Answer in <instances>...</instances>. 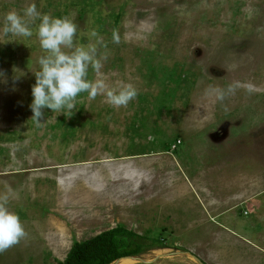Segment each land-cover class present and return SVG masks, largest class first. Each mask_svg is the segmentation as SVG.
<instances>
[{"label": "rangeland", "instance_id": "obj_1", "mask_svg": "<svg viewBox=\"0 0 264 264\" xmlns=\"http://www.w3.org/2000/svg\"><path fill=\"white\" fill-rule=\"evenodd\" d=\"M32 3L42 15L74 17L77 44L94 42L95 29L109 58L88 79L130 83L136 99L116 109L105 96L81 93L71 116L45 108L37 126L30 104L45 54L40 21L30 38L2 33L5 14L23 15ZM0 71V194L11 189L9 210L28 234L0 253V264H57L73 242L120 224L167 246L134 264H198L190 256L225 264L222 248L211 246L209 206H222L241 183L245 200L233 196L253 212L242 235L252 240L250 228L259 229L253 243L264 247V228L251 220L259 208L264 223V0H0ZM236 81L255 90L240 88L223 102L206 94ZM177 82L173 103L163 101ZM175 136L181 144L166 153ZM245 255H230V264H264Z\"/></svg>", "mask_w": 264, "mask_h": 264}, {"label": "clouds", "instance_id": "obj_2", "mask_svg": "<svg viewBox=\"0 0 264 264\" xmlns=\"http://www.w3.org/2000/svg\"><path fill=\"white\" fill-rule=\"evenodd\" d=\"M37 20L40 23L36 36L40 48L45 53L38 59L40 67L34 73L35 84L31 88L33 97L30 104L33 114L31 119L37 126L42 124L45 108L52 110L56 115L71 116L76 109L77 97L81 93H87L89 101L95 100L97 96H105L106 102L116 109L126 108L136 99L138 91L130 83L121 82L116 87L109 88L104 79L98 78L94 81L88 79L90 67L99 73L103 63L108 60V53L100 51L101 48H107V43L95 29H92L88 36L89 40L94 42L87 45L77 44L75 37L78 25L74 22V17L70 19L67 16L55 18L51 14L42 15L36 4L32 3L25 7L23 15L15 9L8 11L5 14L2 33L6 36L30 38L34 34L31 25ZM112 42L114 44L121 42L117 29L112 30ZM3 76L4 73L0 71V77ZM255 87L252 83L236 81L227 88L211 87L206 94L223 102L240 88L251 94ZM10 193L11 189L0 194V253L16 246L28 235L19 216L9 210ZM243 215L246 216L247 212Z\"/></svg>", "mask_w": 264, "mask_h": 264}, {"label": "trees", "instance_id": "obj_3", "mask_svg": "<svg viewBox=\"0 0 264 264\" xmlns=\"http://www.w3.org/2000/svg\"><path fill=\"white\" fill-rule=\"evenodd\" d=\"M147 58L149 60L146 62H149L151 56H147ZM163 73L164 79L171 81V73L168 71ZM176 85L177 89L164 92L163 101L173 103L177 91L179 92L178 89L182 86L179 82ZM180 144L179 137L175 136L174 142L168 145L165 152L169 153L172 146L178 147ZM150 237V235L148 238L139 237L120 224L89 240L73 242L65 259L62 262H57V264H112L122 258L141 256L149 250L167 249L163 239Z\"/></svg>", "mask_w": 264, "mask_h": 264}, {"label": "crops", "instance_id": "obj_4", "mask_svg": "<svg viewBox=\"0 0 264 264\" xmlns=\"http://www.w3.org/2000/svg\"><path fill=\"white\" fill-rule=\"evenodd\" d=\"M240 185L241 186H240V189H238L239 190L238 193H241L244 197L246 195L247 187L245 183H241ZM232 186L231 187L228 186V188H233ZM238 193H235L234 191H231V192L229 191L228 194H226L221 199L222 201L224 200L222 206L217 207L216 203L215 205L211 204L212 206H209L211 210L210 212L212 214V216L210 217L211 227L210 226L209 227L210 228L214 227V232H213L214 240L211 246L213 249H217V252H219V250L222 248L221 253H225L226 255L225 264L231 263L230 255H237L238 257H242L243 255L246 254L245 256H249L252 259L254 258V255L255 256L257 255L258 257L260 256L259 259L264 261V251H263L264 247H261V245H258V242L256 245L253 243L255 238L260 235V230L256 228L255 229L250 228V231H257V236H251L252 240H249L242 235L244 233L246 234L247 229L249 227L248 225L249 221L244 220L243 217H252L250 213H253V212H249V216L243 215L244 212H248L250 210L244 207V206H247L248 202H245V201L243 202V200L241 199L242 195H238V197L233 196ZM229 197L231 198L233 202L230 205H226V203L227 204L229 203L225 201V199H229ZM219 199H220V196H219ZM244 200H245V197H244ZM238 206L240 207V211H241V212H238L240 216L235 214L233 211L235 208H238ZM260 209H262L261 204H260ZM259 211H260L259 208H254V212H255L254 214L256 215L251 220L254 221L256 225L262 226L264 228V223L263 224L260 223V220H259L261 218L260 215H258ZM231 213L232 214L234 213V215L232 216ZM258 220H259V224H258ZM207 232L209 233L208 230ZM224 235H226L227 238H224ZM228 250H231L230 254ZM204 264H207V263H204Z\"/></svg>", "mask_w": 264, "mask_h": 264}, {"label": "water", "instance_id": "obj_5", "mask_svg": "<svg viewBox=\"0 0 264 264\" xmlns=\"http://www.w3.org/2000/svg\"><path fill=\"white\" fill-rule=\"evenodd\" d=\"M193 260H195L198 264H203L199 259H197V258H195V257H193V256H190ZM127 259H134V260H136V261H140V262H142V260L141 259H139V258H131V257H129V258H127ZM118 261H116V262H114V264H116ZM144 264H150L151 262H143Z\"/></svg>", "mask_w": 264, "mask_h": 264}, {"label": "bare ground", "instance_id": "obj_6", "mask_svg": "<svg viewBox=\"0 0 264 264\" xmlns=\"http://www.w3.org/2000/svg\"><path fill=\"white\" fill-rule=\"evenodd\" d=\"M134 263H136V260H133V259H123V260H120L119 262H117L116 264H134Z\"/></svg>", "mask_w": 264, "mask_h": 264}, {"label": "built area", "instance_id": "obj_7", "mask_svg": "<svg viewBox=\"0 0 264 264\" xmlns=\"http://www.w3.org/2000/svg\"><path fill=\"white\" fill-rule=\"evenodd\" d=\"M175 149V146H172V150H174Z\"/></svg>", "mask_w": 264, "mask_h": 264}]
</instances>
